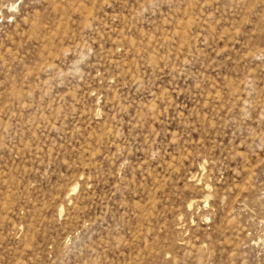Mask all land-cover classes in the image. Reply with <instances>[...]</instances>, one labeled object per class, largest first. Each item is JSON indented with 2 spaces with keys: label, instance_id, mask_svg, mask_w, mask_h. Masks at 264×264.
I'll list each match as a JSON object with an SVG mask.
<instances>
[{
  "label": "rangeland",
  "instance_id": "1",
  "mask_svg": "<svg viewBox=\"0 0 264 264\" xmlns=\"http://www.w3.org/2000/svg\"><path fill=\"white\" fill-rule=\"evenodd\" d=\"M0 264H264V0H0Z\"/></svg>",
  "mask_w": 264,
  "mask_h": 264
}]
</instances>
